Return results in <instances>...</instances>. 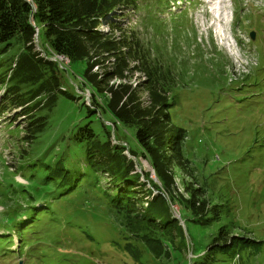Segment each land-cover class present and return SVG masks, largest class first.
I'll return each mask as SVG.
<instances>
[{"label": "rangeland", "instance_id": "1", "mask_svg": "<svg viewBox=\"0 0 264 264\" xmlns=\"http://www.w3.org/2000/svg\"><path fill=\"white\" fill-rule=\"evenodd\" d=\"M156 3L137 0L136 7L123 9L119 25L138 37L153 57L160 54V61L174 75L171 114L173 122L185 130L183 149L190 161V176L174 170L172 201L141 156L132 129L119 126L112 135L125 146L124 153L127 148L136 153L127 154L134 164L133 173L146 186H159L155 187L157 193L167 199V210L181 226L172 233L173 238L147 231L137 238L127 233L124 220L113 213L108 199L94 193L104 183L95 177L56 200L52 198L58 193L44 200H34V193H27L33 180L42 183V169H47L42 162H52L53 154L61 152L72 123L80 119L84 123L82 103L91 97L78 68L53 60L52 54L48 58L59 65L62 86L74 98L59 97L46 132L33 142L22 141V129L17 125L20 120L11 123L10 111L0 115V264H19L20 258L24 264H201L212 237L223 226L251 242L263 240L255 243L254 250L208 252L213 259L206 264H264V0H170L168 11L154 18L162 29L157 36L145 21ZM101 26L98 29L109 30ZM221 29L223 37L218 33ZM38 32L36 48L47 52ZM153 43L157 48H152ZM139 76L135 74L132 82ZM101 118L111 124L107 113ZM29 170L32 173H27ZM189 181L217 205L218 221L203 225L182 209L177 194L186 196L182 186ZM79 198L93 205L102 222L94 220L86 202L69 206ZM67 206L75 211L76 219H82L81 224L62 214ZM34 211L42 215L32 231L43 234L46 245L36 263L35 256L27 260L26 253H17L25 250L20 242L26 232L20 231L24 225L12 222L15 217L22 222ZM9 213L14 216L11 220L6 217ZM56 240L59 243L54 245ZM35 248L39 249L37 243ZM10 252L16 255L5 257Z\"/></svg>", "mask_w": 264, "mask_h": 264}, {"label": "trees", "instance_id": "2", "mask_svg": "<svg viewBox=\"0 0 264 264\" xmlns=\"http://www.w3.org/2000/svg\"><path fill=\"white\" fill-rule=\"evenodd\" d=\"M136 1L0 0V115L10 111L13 113L9 117L11 123L20 120L17 125L22 129V141L33 142L41 137L49 128L50 114L59 97L74 98L62 86L64 76L59 73V65L48 57L58 54L67 59L71 66L78 68L82 84L91 91L90 101L82 103L85 120L72 123L68 140L61 144V152L53 154L52 162H42L47 166L46 170L42 169V183L33 180L27 193H34V200H44L58 193V197L52 198L56 200L75 192L83 183L88 184L90 177L98 181L104 179V183H100L101 190L94 193L108 199L113 213L124 220L127 233L137 238L147 231L173 238L172 233L180 224L167 210L170 207L166 202L174 198V170L190 176V161L183 149L186 134L172 120L173 73L160 61V54L153 57L138 37L119 25L123 9L136 7ZM169 1L163 4L156 0L152 15L145 19L156 36L162 29L154 18L168 11ZM101 25L109 30L98 29ZM36 32L47 52L36 48ZM152 48H157L154 43ZM135 74L142 77L132 82ZM103 113L110 116V125L101 118ZM119 126L132 129L140 154L152 167L167 199L157 193L159 186L148 187L133 173L134 164L124 153L125 146L112 135ZM127 149L131 156H136ZM193 185L192 181L183 182L186 196L177 194L179 204L194 221L211 225L220 219L218 207L203 197L200 186ZM83 202L91 206L94 220L102 222L93 205L82 198L69 206ZM69 206L62 208V214L81 224L82 219H76L75 211H70ZM11 215H6L8 220L14 217ZM41 215L34 211L22 222L16 217L12 219L19 227L24 225L20 231L26 232L20 242L25 250L17 253H26L27 260L35 256V263L36 258L43 257L42 249L46 247L43 234L32 231ZM94 220L92 217V224ZM91 221L87 225L92 230ZM259 240L256 242L263 239ZM256 242L228 232L225 226L220 227L207 246L204 253L207 256L201 264L213 259L208 252L254 250ZM35 243L39 249L35 248ZM58 243L56 240L54 245ZM7 255L10 256L5 257L16 254Z\"/></svg>", "mask_w": 264, "mask_h": 264}, {"label": "bare ground", "instance_id": "3", "mask_svg": "<svg viewBox=\"0 0 264 264\" xmlns=\"http://www.w3.org/2000/svg\"><path fill=\"white\" fill-rule=\"evenodd\" d=\"M219 16V15H218ZM219 19H220V16H219ZM222 37L223 36H225V33H224V31H223V29H221L220 30V32H218ZM226 38H227V36H226ZM53 59V58H52ZM54 59L55 60H57V61H59V62H65V63H67L68 61H67V59H65V58H63L62 56H60V55H58V54H54ZM125 154L127 155H129V156H131L130 154H129V152H128V150H126V152H125ZM191 255V259L193 258V254H190ZM188 264H191L189 261H188Z\"/></svg>", "mask_w": 264, "mask_h": 264}, {"label": "water", "instance_id": "4", "mask_svg": "<svg viewBox=\"0 0 264 264\" xmlns=\"http://www.w3.org/2000/svg\"><path fill=\"white\" fill-rule=\"evenodd\" d=\"M37 35V32H36V34H35V36ZM19 264H21L20 262H19Z\"/></svg>", "mask_w": 264, "mask_h": 264}, {"label": "built area", "instance_id": "5", "mask_svg": "<svg viewBox=\"0 0 264 264\" xmlns=\"http://www.w3.org/2000/svg\"><path fill=\"white\" fill-rule=\"evenodd\" d=\"M52 58H53V60H55L54 57H52Z\"/></svg>", "mask_w": 264, "mask_h": 264}]
</instances>
